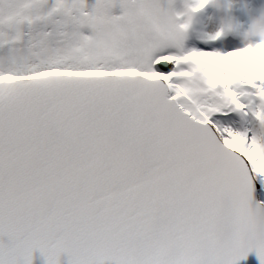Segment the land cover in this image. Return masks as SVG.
<instances>
[{
    "label": "snow or ice",
    "instance_id": "obj_1",
    "mask_svg": "<svg viewBox=\"0 0 264 264\" xmlns=\"http://www.w3.org/2000/svg\"><path fill=\"white\" fill-rule=\"evenodd\" d=\"M209 2L0 0V264H264V43L187 47Z\"/></svg>",
    "mask_w": 264,
    "mask_h": 264
},
{
    "label": "bare ground",
    "instance_id": "obj_2",
    "mask_svg": "<svg viewBox=\"0 0 264 264\" xmlns=\"http://www.w3.org/2000/svg\"><path fill=\"white\" fill-rule=\"evenodd\" d=\"M231 2L233 6L226 13L218 12L211 6L206 7L199 13L196 17L194 31L190 34L186 46L189 48L196 47L201 50H211L212 48L223 50L221 41L206 42L200 36L202 33L214 34L224 22L229 20L233 24L238 25L239 28L235 32L228 33L223 40L229 44L228 50H231L232 45L240 46V35L247 30L251 15L256 8L264 4V0H231ZM88 3L91 6L95 3V0H88ZM181 6L178 0L177 7ZM119 12L120 9L117 7L114 10V14L118 15ZM260 199H264V197H259Z\"/></svg>",
    "mask_w": 264,
    "mask_h": 264
},
{
    "label": "clouds",
    "instance_id": "obj_3",
    "mask_svg": "<svg viewBox=\"0 0 264 264\" xmlns=\"http://www.w3.org/2000/svg\"><path fill=\"white\" fill-rule=\"evenodd\" d=\"M229 5H232L231 0H210L209 5L218 12H227L231 9ZM101 39L107 41L112 39V33L105 31ZM240 46L248 47L254 46L256 43H264V4L255 9L254 13L249 19V25L246 31H244L240 37Z\"/></svg>",
    "mask_w": 264,
    "mask_h": 264
},
{
    "label": "water",
    "instance_id": "obj_4",
    "mask_svg": "<svg viewBox=\"0 0 264 264\" xmlns=\"http://www.w3.org/2000/svg\"><path fill=\"white\" fill-rule=\"evenodd\" d=\"M257 199L259 200V197H257ZM67 262V258L63 257L62 258V264H66ZM34 264H43V260L40 257L39 253L35 254V261ZM239 264H260V261L256 255L255 252H252L248 255V257L246 259H242L239 261Z\"/></svg>",
    "mask_w": 264,
    "mask_h": 264
}]
</instances>
